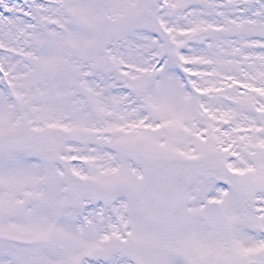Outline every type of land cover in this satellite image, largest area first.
<instances>
[{"label":"snow or ice","instance_id":"snow-or-ice-1","mask_svg":"<svg viewBox=\"0 0 264 264\" xmlns=\"http://www.w3.org/2000/svg\"><path fill=\"white\" fill-rule=\"evenodd\" d=\"M0 264H264V0H0Z\"/></svg>","mask_w":264,"mask_h":264}]
</instances>
